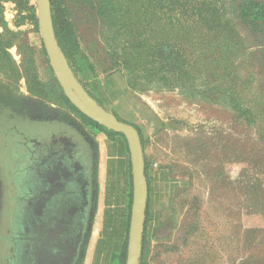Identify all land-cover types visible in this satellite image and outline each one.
I'll return each instance as SVG.
<instances>
[{"label": "rangeland", "instance_id": "rangeland-1", "mask_svg": "<svg viewBox=\"0 0 264 264\" xmlns=\"http://www.w3.org/2000/svg\"><path fill=\"white\" fill-rule=\"evenodd\" d=\"M58 1L70 60L60 52L79 89L141 135L150 193L138 264H264V0H247L263 10L251 29L236 20L233 0H217L226 23L218 33L186 20L178 28L152 21L142 39L167 57L154 54L146 68L170 65L176 80L189 69L195 81L160 72L135 90L127 88L128 72L113 66L110 46L122 55L139 42L137 18L129 34L108 31L100 0ZM86 119L50 67L36 0H0V160L8 174L22 170L27 146L14 141L13 129L28 140L53 121L81 129L95 148V204L80 264H122L128 233L116 231L107 211L117 210L129 153L123 139ZM121 156L126 163L115 160Z\"/></svg>", "mask_w": 264, "mask_h": 264}, {"label": "flooded vegetation", "instance_id": "flooded-vegetation-1", "mask_svg": "<svg viewBox=\"0 0 264 264\" xmlns=\"http://www.w3.org/2000/svg\"><path fill=\"white\" fill-rule=\"evenodd\" d=\"M53 123L30 140L13 129L14 141L27 146L17 176L0 160V176L7 173L0 177V264L82 261L95 204V148L73 123Z\"/></svg>", "mask_w": 264, "mask_h": 264}, {"label": "trees", "instance_id": "trees-1", "mask_svg": "<svg viewBox=\"0 0 264 264\" xmlns=\"http://www.w3.org/2000/svg\"><path fill=\"white\" fill-rule=\"evenodd\" d=\"M233 1L234 3H232L231 7L236 20H238L245 28L251 29L254 26V21L258 16L262 15V8L247 0L240 3L237 2V4L235 0ZM118 2L119 1L117 0H100L98 10L102 23L108 31L112 27L115 28V30L125 28L129 34L133 19L137 18V28L140 30L139 42H136V45L127 44L124 49L125 52L122 53V55L117 53V47L110 46V57L113 66L117 70L121 68L128 72L127 88L132 90L137 88L140 81H150L152 78H157V76H160V72H164L168 78L170 77V79L176 80L174 73L171 74L170 65L158 68L157 70L146 68V66L151 63H148L147 60L153 58L154 54L158 59H162L163 57L166 59L167 57H165L162 51L153 52L155 47L148 44L145 39H142L145 34L143 32H145L150 26L152 21H154V23H161L165 20L168 21V25L172 28H178L182 21L186 20L194 22L195 25L200 26L201 29L206 30L208 33H218L224 29V26H226V23H222L224 9H222L221 3L217 0H126L124 3ZM50 13L54 37L58 48L63 53L64 57L67 60H70L71 57L69 55V50L66 49V44L68 43V32L66 29L68 28V25L64 10L58 0H50ZM127 38L128 37H126V40ZM188 67L187 63L186 68L188 69ZM166 75L165 77H162V80L167 84L169 83V79H167ZM178 79H183L187 82L195 81V78L189 69L183 71L182 74L178 73L177 80ZM86 120L92 126L105 133L108 137H119L123 139L125 142L124 146L127 150L126 141L122 134L107 130L89 119ZM132 127L137 131L139 137H141L138 129L134 126ZM130 168L129 162L128 171H123V173L120 174L122 183L117 187L119 201L114 204V207H116L117 210L108 209L107 211L111 223L117 224L116 231L119 233L125 232L126 234L128 233L129 228L130 204L132 199V178ZM146 183L149 198L150 181L146 179ZM126 201H128L127 206L125 209H122L124 206L123 204ZM147 210L148 206L145 210L144 226ZM116 217H118V220H116ZM144 231L145 230H143V232ZM124 243L121 251L122 264L125 263L127 250V242Z\"/></svg>", "mask_w": 264, "mask_h": 264}, {"label": "water", "instance_id": "water-1", "mask_svg": "<svg viewBox=\"0 0 264 264\" xmlns=\"http://www.w3.org/2000/svg\"><path fill=\"white\" fill-rule=\"evenodd\" d=\"M37 23L45 53L56 81L68 101L82 115L107 130L124 136L129 153L132 178V202L125 264H138L141 254L148 188L144 176V159L137 131L119 122L79 89L58 48L52 28L50 0H36Z\"/></svg>", "mask_w": 264, "mask_h": 264}, {"label": "crops", "instance_id": "crops-1", "mask_svg": "<svg viewBox=\"0 0 264 264\" xmlns=\"http://www.w3.org/2000/svg\"><path fill=\"white\" fill-rule=\"evenodd\" d=\"M115 160L119 161L120 163H126V158L124 156H121L119 158H116Z\"/></svg>", "mask_w": 264, "mask_h": 264}, {"label": "bare ground", "instance_id": "bare-ground-1", "mask_svg": "<svg viewBox=\"0 0 264 264\" xmlns=\"http://www.w3.org/2000/svg\"><path fill=\"white\" fill-rule=\"evenodd\" d=\"M50 264H59V263H57L56 261H55V262L53 261V262H51Z\"/></svg>", "mask_w": 264, "mask_h": 264}]
</instances>
